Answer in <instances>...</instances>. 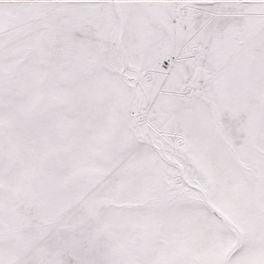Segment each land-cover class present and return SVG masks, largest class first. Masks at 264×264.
Returning <instances> with one entry per match:
<instances>
[{
    "label": "snow or ice",
    "instance_id": "6c2138e0",
    "mask_svg": "<svg viewBox=\"0 0 264 264\" xmlns=\"http://www.w3.org/2000/svg\"><path fill=\"white\" fill-rule=\"evenodd\" d=\"M0 264H264V0H0Z\"/></svg>",
    "mask_w": 264,
    "mask_h": 264
}]
</instances>
